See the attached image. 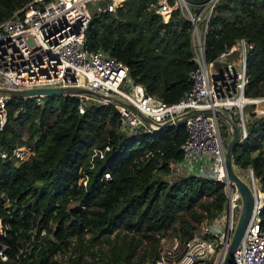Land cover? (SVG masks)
Listing matches in <instances>:
<instances>
[{"label":"trees","instance_id":"trees-1","mask_svg":"<svg viewBox=\"0 0 264 264\" xmlns=\"http://www.w3.org/2000/svg\"><path fill=\"white\" fill-rule=\"evenodd\" d=\"M30 1L0 0V25ZM154 6L155 0H126L114 13H97L89 5L86 48L121 61L133 84L174 104L192 88L197 69L192 25L179 10L164 24ZM240 39L253 45L246 57L245 97L264 98V0H219L204 39L206 61ZM78 104V98L62 96L46 97L41 106L33 99L7 106L0 194L12 205L5 210L0 203V219L9 226L3 240L8 261L0 264H152L161 238L187 240L223 211L222 184L190 177L170 186L166 180V163L182 159L183 126L127 137L116 130L113 106H91L80 115ZM245 126L247 138L235 146L232 164L251 169L264 193V117L250 116ZM19 147L33 154L16 166L8 159ZM105 147L109 151L89 169L92 151ZM107 171L111 180L99 183ZM83 175L88 190L79 186ZM261 221L264 231V211ZM143 244L150 251L137 255Z\"/></svg>","mask_w":264,"mask_h":264},{"label":"built area","instance_id":"built-area-1","mask_svg":"<svg viewBox=\"0 0 264 264\" xmlns=\"http://www.w3.org/2000/svg\"><path fill=\"white\" fill-rule=\"evenodd\" d=\"M126 0H32L14 12L0 25V90L24 91L43 88L82 89L115 99L121 103L104 102L90 95L67 94L78 98V113L88 107L111 105L119 118V134L137 138L155 133L136 114L123 104L136 108L154 124H162L190 111L209 110L211 115L198 114L183 123L187 137L181 146L182 159L166 163L167 182L174 186L179 178L196 177L223 185L226 204L223 211L187 240L177 237L161 238L157 257L152 264H223L237 227L243 201L237 187L225 171V142L231 138V125L240 129L241 142L247 138L243 110L264 103V98L245 97L248 85L246 57L253 45L246 39L236 43L215 61L205 59V35L213 10L219 0L191 4L186 0H155L154 12L166 24L172 13L179 10L192 25L193 61L197 69L191 74L192 88L178 102L166 104L148 94L141 85L133 84L127 67L102 50L86 48V33L91 20L89 5L98 2L97 13H114ZM44 96L14 98L0 92V131L7 122V106L11 100L33 99L37 106ZM220 112L221 115H216ZM20 113V112H19ZM109 147L94 149L89 160L102 159ZM30 148H16L8 159L18 166L29 160ZM0 159L7 155L0 152ZM235 169V168H234ZM248 187L254 196V209L245 235L233 254L232 264H264V231L261 214L264 193L260 183L248 169ZM105 172L99 183L109 182ZM79 186L88 190V177L83 175ZM0 203L7 210L11 202L0 194ZM9 226L0 219V261L7 262L8 245L3 243ZM46 236L45 231L40 237ZM32 243L34 238L32 237ZM22 253V251H21ZM18 258V257H17Z\"/></svg>","mask_w":264,"mask_h":264},{"label":"water","instance_id":"water-1","mask_svg":"<svg viewBox=\"0 0 264 264\" xmlns=\"http://www.w3.org/2000/svg\"><path fill=\"white\" fill-rule=\"evenodd\" d=\"M1 93L9 95L14 98H31L34 96H44V97H62L67 94H76V95H90L96 97L104 102H116L121 103L115 99L109 98L107 96L98 94L96 92H91L82 89H58V88H43V89H32V90H24V91H7V90H0ZM129 110H131L134 114H136L147 126H149L154 133H157L163 129L171 128V127H180L183 125L184 121L195 117L198 114L204 115H211L212 112L209 110L204 111H190L187 114L177 117L174 120L167 121L162 124H154L148 118H145L142 114H140L135 107L129 104H123ZM216 115H221L220 112H217ZM232 134L230 141L225 146V171L227 178L229 181L234 183L237 187L242 201H243V210L241 212L237 227L235 229L233 238L231 240V244L228 248L226 256L224 258L223 264H232L233 254L237 249L240 241L242 240L243 236L245 235L246 229L248 224L252 218L253 209H254V196L251 190L249 189L248 185L244 183L235 173L234 166L232 164V153L236 145L241 143L240 140V129L237 125L232 124Z\"/></svg>","mask_w":264,"mask_h":264},{"label":"rangeland","instance_id":"rangeland-1","mask_svg":"<svg viewBox=\"0 0 264 264\" xmlns=\"http://www.w3.org/2000/svg\"><path fill=\"white\" fill-rule=\"evenodd\" d=\"M94 4L92 5V9L94 10L96 5L98 4V2H93ZM99 5V4H98ZM243 116H244V120L248 121L250 116H255V117H264V103H257L256 105L253 106H249L246 107L243 110ZM231 139V138H230ZM230 139L228 141L225 142V146L226 144L230 141ZM235 173L237 174V176L246 184H249V178H248V170L246 171H240L238 169L235 168ZM151 249L150 245L148 244H143V246L137 251V255H141L143 252H149ZM145 264H149V262H146Z\"/></svg>","mask_w":264,"mask_h":264}]
</instances>
